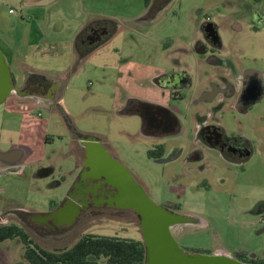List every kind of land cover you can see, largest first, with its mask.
<instances>
[{"label":"rangeland","instance_id":"rangeland-1","mask_svg":"<svg viewBox=\"0 0 264 264\" xmlns=\"http://www.w3.org/2000/svg\"><path fill=\"white\" fill-rule=\"evenodd\" d=\"M219 1L170 0L150 20L146 0H0V48L30 36L31 46L37 44L38 48L29 51L36 52L34 55L47 52L13 60L12 53L2 49L12 72L25 80L31 74L26 66L41 67L59 80L54 99L10 96L0 104V150L19 147L23 155L14 167L0 162V211L43 212L63 203L69 194L85 198L89 192L94 193L96 203L109 204L61 230L28 228L37 244L48 249L71 247L87 234L144 242L135 213L116 209L130 202L123 180L131 175L154 202L177 205V212L195 217L196 221L172 228L180 246L209 254L224 250L236 257L264 259V100L240 121L225 115L230 130L240 128L256 141L253 157L236 166L222 160L213 149H204L203 157L195 159L199 147L188 143L193 111H185V130L166 144L169 153L182 150L168 162L148 156V150L161 139L141 134L140 120L119 111L126 94L133 89L140 94L136 73L159 65L179 69L187 63L196 77L189 52L202 38L206 22L220 25L223 37L226 30L235 35L228 44L237 47L255 26V13H264V0H224L219 7L224 12L221 15L214 7ZM143 15L147 20L140 18ZM98 22L116 31L81 61H77V51L72 59L78 33ZM242 26L241 36L236 31ZM258 27L251 41H244L251 46L247 50L258 56L255 62L264 64V26ZM123 77L131 81L125 83ZM180 104L184 110L194 108L187 99ZM80 135L104 141L117 160L119 172L109 175L106 169L111 165L107 162L90 169L95 176L91 177L103 178L84 182L89 170L86 165L77 167L82 159L78 163L73 155L80 150ZM49 169L50 175L44 176ZM121 172L123 179L117 176ZM108 182L118 185L115 195L105 193ZM25 247L20 237L2 242L3 263L29 264L24 258ZM97 260L107 263L103 256Z\"/></svg>","mask_w":264,"mask_h":264},{"label":"flooded vegetation","instance_id":"flooded-vegetation-1","mask_svg":"<svg viewBox=\"0 0 264 264\" xmlns=\"http://www.w3.org/2000/svg\"><path fill=\"white\" fill-rule=\"evenodd\" d=\"M169 1L151 0L148 6V16L154 15ZM250 28L249 34L260 30L258 25H253ZM237 30L239 31H236V33H241L244 28L242 26L239 29L237 28ZM111 33L112 28L105 23L92 25L91 31L87 35L83 34L80 40L81 49L88 52L91 48L99 47L110 39ZM228 36L224 39L221 35L220 25L217 28L207 22L202 26V38L194 42L195 46L189 52L193 55L195 68L199 69L198 65L205 63L206 68L201 70V74L199 73L200 79L205 80V84L192 86L190 81L184 76V72L190 69V65L184 63L179 69L172 68L171 71L159 79L161 84L167 85L169 91L167 94L168 99L164 105L160 102H150L144 97H125V101L119 111L125 116H134L140 120L141 134L147 137H149L148 134H154L155 137L158 136L161 139L162 142L158 144H164L165 146V154L162 158L169 157V154L178 157L182 152V150H175L168 154L166 153V144L169 139L175 138L176 135L181 134L185 130V123L188 121V113L185 111H193L191 112L193 114V122L191 121L192 124L189 130L192 133V137L188 139V143L199 147L194 153L199 158L203 157L204 149L216 147L228 159L239 162L245 158L250 145L256 142L253 137L249 138L238 131H229L224 120L227 114L232 115L236 121H240L242 116L251 114L255 105L264 100V71L243 67V64H257L264 67V64L255 62L258 56L254 54V50H245L240 42L237 47L228 44L231 41V37L233 38L235 35ZM262 60L264 62V58ZM177 70L183 71L178 72ZM14 80L17 90L12 92L10 96H21L22 93L27 92L44 99H54L55 93H57L56 91L59 88L56 82L31 75H28L21 83L15 77ZM201 85L205 86L206 92L210 90L206 96L203 94L204 88ZM164 95L166 94L164 93ZM186 99L190 103L189 105H194V108L191 109L190 107L184 110L181 105L173 108L174 102L180 103ZM186 131L191 135L188 129ZM81 137L83 136H79L77 144L83 148ZM18 156L19 152L16 149L5 151L0 154V162L2 164L14 162ZM155 159L159 160L161 158ZM82 167H84V164ZM85 168L90 170V167L85 166ZM89 180L95 182L98 179L89 177L85 181L89 182ZM117 191V188L112 185H108L105 188V193L110 195H115ZM71 199L80 209V215L71 223L67 222L70 213L64 215L63 219L65 220L63 221L59 220L58 217L55 219H42L43 216H48V213L55 209L37 215L32 212L5 208L0 211V228L17 225L25 228L28 233V228L30 229L33 226L46 231L61 230L74 225L85 216H90L96 208H104L109 205L108 203H96L93 192H89L85 198L76 194ZM166 206L177 211L172 204H166ZM111 207L114 208L115 205ZM116 209L120 212L132 210L135 213L134 209ZM37 216L41 217L38 218ZM8 239L12 238L0 240V244ZM3 262L4 257L0 254V264H4Z\"/></svg>","mask_w":264,"mask_h":264},{"label":"water","instance_id":"water-1","mask_svg":"<svg viewBox=\"0 0 264 264\" xmlns=\"http://www.w3.org/2000/svg\"><path fill=\"white\" fill-rule=\"evenodd\" d=\"M16 90L17 87L9 61L6 54L0 49V104ZM80 139L86 149L87 162L85 165L87 167L95 169L97 165H106L108 162L111 165L110 170L106 169L109 175L119 172V167L116 165L117 160L106 151L101 139L92 136H83ZM171 159L172 155L167 158H161L159 161L167 162ZM50 173L51 169L45 170L46 175ZM121 175H123L122 172L117 176L122 177ZM91 176L93 175H91L90 170L87 171L84 181ZM97 178L103 177L97 175ZM123 183L126 188V197H128L130 202L120 207L134 209L139 217V224L144 234L145 264H252L225 253L195 252L180 246L172 234V228L196 221L195 217L181 214L164 204L154 202L143 186L133 179L131 175L127 179L125 178ZM108 185L116 187L119 191L118 185L113 182H108ZM72 197H75V195L70 194L59 207L48 213V216H43L42 219H55L58 217L59 220L63 221L65 220L63 219L64 215L70 213L67 222H73L80 215V209L73 202Z\"/></svg>","mask_w":264,"mask_h":264},{"label":"crops","instance_id":"crops-1","mask_svg":"<svg viewBox=\"0 0 264 264\" xmlns=\"http://www.w3.org/2000/svg\"><path fill=\"white\" fill-rule=\"evenodd\" d=\"M223 2H224V0H221V1H219L218 3H216L215 5H214V7L216 8V9H218L219 11H220V14L221 15H223V11L219 8L220 7V5H222L223 4ZM160 11V10H159ZM159 11H157L154 15H149L150 16V20H153V19H155L156 17H157V15H158V12ZM148 14H149V12L147 13V16H148ZM145 15V14H144ZM142 16V17H140L141 19H144V21L145 20H147V18H145V16ZM139 18V19H140ZM98 23H100V22H98ZM207 23V22H206ZM253 23H255V25H261V26H264V13H262V12H256V14H255V16L253 17ZM95 24H97V23H94V24H92V25H95ZM118 24V23H117ZM213 24V26L215 25L217 28H218V24H214V23H212ZM92 25H90L88 28H86V29H83V30H81L79 33H78V35L81 33V32H83L84 34H88L90 31H91V27H92ZM113 30V29H112ZM116 31V30H115ZM114 31V32H115ZM239 31V30H238ZM77 35V36H78ZM113 34H111V36H112ZM240 35L242 36V32L240 33ZM228 36V32H227V30L225 31V33H224V37H227ZM254 36V34H249V33H247L246 34V36H243L240 40H239V42L241 43V45H243L244 47L243 48H245V50L247 49V48H250L251 46H247L246 44H245V41H244V39H249L250 41H251V38ZM24 38H26V36H22V37H20V39L18 40V41H15V43H13V44H6V47L7 48H2L3 50L5 49V50H9V52H11L12 53V58H13V60H17V58H19V56L20 55H25V58H28V59H30L31 57H33V55H34V53H36V52H31V51H29L28 49H30V50H33V51H35V49L36 48H38V45L36 44L35 45V47H32L31 46V43H30V36L26 39V40H23ZM111 38V37H110ZM77 39V38H76ZM76 39H75V45L73 44V47H72V52H71V57H72V59H73V57L75 56V53H76V51H77V53H78V46H77V44H76ZM79 46H80V43H79ZM26 48V49H25ZM1 49V48H0ZM96 49V48H95ZM95 49H93V48H91L90 49V51H84V50H82L81 49V46H80V51H82V53L84 52V54L81 56V55H79L78 54V59H77V61L78 60H82L84 57H86L88 54H90L91 52H94L95 51ZM7 50V51H8ZM249 50V49H248ZM46 53L47 52H44V53H37V54H35V55H38V54H42V55H46ZM34 55V56H35ZM20 59V58H19ZM19 61V60H18ZM26 67H29V68H27V70H29V71H31L30 73V75L31 76H36V77H41V78H43V79H47L48 81H51V82H56L58 85H59V80H58V78H56V77H53V76H50V75H47V71L45 70V69H43V68H39V67H31V66H26ZM151 67V66H150ZM198 67H199V69H197V68H195V67H193V69L195 68V70L194 71H196V77H194V75L192 74V72H191V70L189 69V70H187V71H185L184 72V76H186V78L190 81V83H191V85L192 86H198V84L200 85V84H205L204 83V81L205 80H201L200 79V77H199V73L201 74L202 72H201V70H203L204 68H206V65H205V63H200L199 65H198ZM243 67H247L248 69L249 68H252V69H257V70H261V71H264V67H261V66H258V65H255V64H251V65H249V64H243ZM246 68V69H247ZM172 70V68L171 69H168V68H165V66H161V65H159L158 67H152V68H149L147 71H145V72H140V73H136L137 75H136V80L139 82V83H141V84H135L136 85V90H139L140 91V94L138 93V92H135V90L133 89V91L131 92V94H126L125 95V97H128V98H131V97H144L146 100H148V101H150V102H160L162 105H164L165 104V102H166V100L168 99V93H169V91H168V89H167V85H164V84H161L160 83V81H159V79L163 76V75H165V74H167L169 71H171ZM178 72H182L183 70H177ZM13 75H14V77L17 79V81L18 82H23L24 81V79H22V78H19V77H17V73H14L13 72ZM124 79H125V83H129V81H131V79H130V77H123ZM133 81V80H132ZM145 81H147L149 84H146L145 83ZM124 83V84H125ZM202 87H203V85H201ZM205 87V86H204ZM203 87V88H204ZM57 90H59V89H57ZM57 93H58V91H56ZM210 92V90L208 91V92H206V88H204V92H203V94L206 96V94L207 93H209ZM164 93L166 94V95H164ZM33 96H35V95H32V94H30V93H27V92H24V93H22V95H21V98H23V99H26V98H32ZM125 97H124V99H125ZM42 98V97H41ZM125 101V100H124ZM124 101L123 102H121V105L124 103ZM178 105H181L180 103H177V102H174V106H173V108H176V106H178ZM252 112V111H251ZM228 127V126H227ZM228 130L229 131H238L239 133H242L244 136H248L249 138H252L250 135H249V133L248 132H246V131H243V130H241L240 128H237V130H235V129H231L230 130V128H228ZM149 135V137H152V138H154V139H157V138H159L158 136H156L155 137V135L154 134H148ZM172 139V138H171ZM170 140V139H169ZM169 140H168V142H169ZM167 142V143H168ZM103 143H104V141H103ZM104 146H105V148H106V151L107 152H109L110 153V155H112L113 157H114V155H113V153L110 151V149L106 146V144L104 143L103 144ZM255 145V143H252L251 145H250V147L248 148V150H247V152H246V154H245V158L243 159V160H241V161H235V160H231V159H228L227 157H225V155L222 153V151H219L218 150V148H216V147H214V148H212L213 149V151H217L218 153H219V156H220V158L222 159V160H224L225 162H227L229 165H234V166H236V165H239V164H243V163H247V161H249L252 157H253V146ZM80 148V150L78 149L76 152H74V157H75V159L77 160V162L79 163V161H80V159H82L81 160V164L79 163L78 165H77V167H79L80 165L82 166L83 164H84V162H85V159H87V155H86V149H85V147H83V148H81V147H79ZM13 149H16V150H18V152H19V156H18V158L16 159V161H14V162H10V163H6V165H12L13 167L14 166H16L21 160H22V157H23V155L21 154V151H20V149H19V147L18 148H13ZM12 150V149H11ZM0 152L1 153H3V152H5V151H2V150H0ZM170 152V150H169V148H167L166 147V153H169ZM169 155H171V154H169ZM196 158L195 159H199V157H197V156H195ZM115 158V157H114ZM175 158H177L176 156H172V159L171 160H173V159H175ZM171 160H169V161H171ZM168 162V161H167ZM85 165V164H84ZM42 169V168H41ZM43 170V169H42ZM42 170H40V171H38V174L40 175V172L42 171ZM43 175H44V173H43ZM48 175H50V174H47V175H44V176H48ZM70 195V194H69ZM75 203V202H74ZM61 203H57L55 206H51V208H49L48 210H46V211H49V210H52V209H56L57 207H59V205H60ZM46 211H43V212H34L35 214H37V215H41L42 213H45ZM37 217H39V216H37ZM206 253V252H205ZM217 254L218 253H226V254H228V255H231V256H234L233 254H231L230 252H228V251H224V250H220V251H217L216 252ZM234 257H236V256H234Z\"/></svg>","mask_w":264,"mask_h":264},{"label":"trees","instance_id":"trees-1","mask_svg":"<svg viewBox=\"0 0 264 264\" xmlns=\"http://www.w3.org/2000/svg\"><path fill=\"white\" fill-rule=\"evenodd\" d=\"M150 2L151 0H146L147 6ZM114 24L115 27L118 25ZM115 30L116 28L111 34ZM83 34L81 32L76 39L78 53L81 56L84 52L80 51L79 42ZM164 154V144L155 145L148 150V156L151 158H162ZM174 208L178 210L179 206L174 205ZM14 237H20L25 244L24 258L29 264H100L97 259L102 256L106 258V264H145L144 242L132 238L87 234L71 247L48 249L37 244L21 226L10 225L0 228V240ZM237 258L247 263L264 264V259H248L242 255Z\"/></svg>","mask_w":264,"mask_h":264},{"label":"built area","instance_id":"built-area-1","mask_svg":"<svg viewBox=\"0 0 264 264\" xmlns=\"http://www.w3.org/2000/svg\"><path fill=\"white\" fill-rule=\"evenodd\" d=\"M10 12H14V9H10Z\"/></svg>","mask_w":264,"mask_h":264},{"label":"bare ground","instance_id":"bare-ground-1","mask_svg":"<svg viewBox=\"0 0 264 264\" xmlns=\"http://www.w3.org/2000/svg\"><path fill=\"white\" fill-rule=\"evenodd\" d=\"M226 254V253H225Z\"/></svg>","mask_w":264,"mask_h":264}]
</instances>
